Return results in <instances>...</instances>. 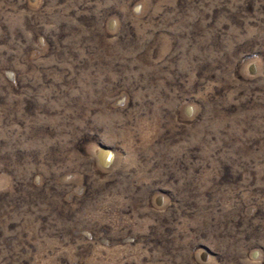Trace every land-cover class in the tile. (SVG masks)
<instances>
[{"label": "rangeland", "instance_id": "374dc122", "mask_svg": "<svg viewBox=\"0 0 264 264\" xmlns=\"http://www.w3.org/2000/svg\"><path fill=\"white\" fill-rule=\"evenodd\" d=\"M0 264H264V0H0Z\"/></svg>", "mask_w": 264, "mask_h": 264}]
</instances>
